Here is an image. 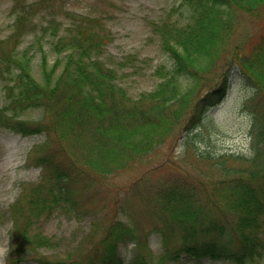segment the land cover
Wrapping results in <instances>:
<instances>
[{
    "label": "trees",
    "instance_id": "16d2710c",
    "mask_svg": "<svg viewBox=\"0 0 264 264\" xmlns=\"http://www.w3.org/2000/svg\"><path fill=\"white\" fill-rule=\"evenodd\" d=\"M53 2L17 0L11 8L13 31L0 39V77L8 81L0 128L25 136L46 134V141L34 147L33 160L49 184L48 188L32 187L11 207L7 264L20 262L15 257L16 237L35 249L55 248L52 238L40 232L30 234L29 228L35 219L54 210L77 211L73 192L77 178L92 183L91 179L119 173L158 154L192 108L186 123L190 134L208 109L227 95L236 72L253 88L245 101L253 116L252 154L236 157L247 167L231 169L227 165L235 156L215 157L200 151L203 160L225 175H220L211 193L186 180L155 187L151 204L157 210L164 246L156 264L182 255L263 264L264 32L241 45L235 43V36L242 15L264 20V0H185L189 13L185 24L165 20L153 28L172 64L169 69L160 67L156 87L137 97L129 94L120 83L119 69L106 60L112 37L104 25ZM25 37H31L30 46L20 51ZM32 48L40 54L41 81L31 72L36 56ZM48 54L56 57L52 67L47 66ZM31 109H40L41 118L19 117ZM23 203L28 204L27 211ZM122 208L118 213L123 219L106 226L96 252L82 264H154L143 255L146 244L139 241ZM217 210L225 219L214 217ZM227 214L235 218L230 220ZM94 227L97 234L99 225ZM175 235L179 238L173 243ZM131 242L139 250L127 263L119 249ZM54 264L80 263L67 257Z\"/></svg>",
    "mask_w": 264,
    "mask_h": 264
},
{
    "label": "rangeland",
    "instance_id": "374dc122",
    "mask_svg": "<svg viewBox=\"0 0 264 264\" xmlns=\"http://www.w3.org/2000/svg\"><path fill=\"white\" fill-rule=\"evenodd\" d=\"M16 1L0 0V39L7 38L13 31L14 16L11 8ZM184 1L54 0L53 4L64 7V11L74 10L95 18L104 25V30H107L105 32L111 33L112 37L107 47L106 60L109 65L112 64L119 69L123 75L120 83L129 94L137 97L141 92L156 87L161 79L157 74L160 67L169 69L172 64L170 56L162 49L159 35L153 28L165 20L174 21L179 25L185 24L189 13L183 5ZM261 11H264V8ZM263 32V16L257 18L256 15L244 14L238 25L235 43L241 45L247 40L252 42L256 34L258 38L259 35L263 36ZM30 42L31 37H25L19 47L20 51L29 47ZM31 54L36 55L31 72L41 81L40 54L35 48L31 49ZM46 59L47 66L52 67L56 57L48 54ZM4 75L8 78V74ZM252 95L253 88L240 78L238 73L233 77V84L225 99L209 109L191 134H188L190 129L186 127V122L192 115V108L158 154L143 159L119 173L91 179L92 183H89L90 179L87 183L84 178H77L73 187L77 211L69 213L65 210H54L35 219L29 228L30 234L40 232L52 238L55 248L35 249L34 246L22 243L21 238L16 237L15 257L20 259L19 264H54L58 260H67V257L78 260L80 264L86 262L85 260H89L99 247V239L104 234L106 226L114 220L123 219L118 213V209L120 212L123 211L122 207L139 241L146 244L143 255L149 262L158 263L164 246L158 232L160 225L156 220L157 210L151 204L153 190L157 185L165 183L172 185L179 183L180 180H186L199 186L198 190L202 186L210 192L220 175L221 177L225 175L219 174L211 162L203 160L199 156L200 151L214 156L233 155L235 160L227 166L231 169L246 168L247 165L236 157L250 158L252 154L253 116L245 107V101ZM5 103V82L0 78V109ZM41 116V110L31 109L23 113L21 118L33 121ZM188 140L192 144H188ZM45 141V133L24 136L11 130L0 129V264H5L9 259L13 231L11 207L32 187L49 186L42 179V168L33 160L36 155L33 153L34 147ZM206 195L207 193H203L209 202L207 205L212 206L213 203ZM22 205L27 211L28 204ZM213 214L218 219L226 217L220 211ZM233 217L227 214L230 220H233ZM95 224L99 225L97 234L93 230ZM178 238V235H175L171 241L174 243ZM134 245L129 243L121 246V253L125 259L130 260L138 252L139 249ZM173 246L174 244H169L170 248ZM164 264L233 263L210 258L195 259L183 255L179 260Z\"/></svg>",
    "mask_w": 264,
    "mask_h": 264
}]
</instances>
